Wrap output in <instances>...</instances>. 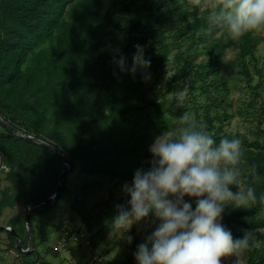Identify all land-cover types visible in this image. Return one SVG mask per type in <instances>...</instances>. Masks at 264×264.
I'll use <instances>...</instances> for the list:
<instances>
[{"label":"trees","instance_id":"obj_1","mask_svg":"<svg viewBox=\"0 0 264 264\" xmlns=\"http://www.w3.org/2000/svg\"><path fill=\"white\" fill-rule=\"evenodd\" d=\"M120 0H0V116L12 127L43 141H56L62 154L68 153L67 174L79 161L85 173L108 176L120 183L131 184L137 169L152 159L150 145L158 135L177 130L179 118L195 111L189 106H177L175 97L160 99L158 92L149 97L145 76L162 69L168 61L171 44L148 39V23L163 24L169 11V0H149L138 5L134 0L126 6L129 14L119 16ZM167 9V10H166ZM183 23V41L194 47L205 44L210 51L208 61L193 66L191 48L180 71L189 67L193 73L186 83L192 93L203 92L210 82L224 81L219 74V62L228 50L238 52L243 74L251 85L253 76L247 59H254L259 42L264 37L247 35L239 41L222 36L214 38L220 29L200 18L199 12L179 11ZM191 33V34H190ZM145 49L151 61L148 70L135 74L121 72L112 63L117 50L132 64L135 46ZM119 58V57H117ZM261 74V73H260ZM195 121L212 129L209 108L201 106ZM0 152L10 172L7 178L13 187L1 190L0 219L4 210L14 209L19 200V188L27 191L25 205L45 202L55 195L62 174V163L51 150L18 137L1 123ZM242 142L240 168H247L248 185L255 187L257 203L248 209H226L223 221L234 239L244 231L252 233V249L248 264H264V145L237 136ZM66 174V175H67ZM67 176L60 198L54 205H44L30 211L31 219L40 210L54 207L66 193ZM110 217V216H109ZM250 220V222H248ZM6 227L12 243L16 235L23 248H28L26 214L12 219ZM15 232L16 234H14ZM34 240V239H33ZM37 263H45L36 251ZM47 264H49L47 262Z\"/></svg>","mask_w":264,"mask_h":264},{"label":"clouds","instance_id":"obj_2","mask_svg":"<svg viewBox=\"0 0 264 264\" xmlns=\"http://www.w3.org/2000/svg\"><path fill=\"white\" fill-rule=\"evenodd\" d=\"M197 3L199 11L208 13V24L226 30L233 41L247 35L264 37V0ZM112 63L132 74L151 67L139 44L130 68L118 50ZM188 87L184 84L175 96L177 106L183 104ZM178 124L175 136L165 133L154 139L149 148L151 166L137 169L131 184L123 186L130 199L126 206H117L110 238L118 235L131 244L133 237L128 233L143 224L150 234L137 245L136 264H246L252 233L245 230L242 238L234 239L222 222L226 209H248L258 202L255 187H241L242 142L226 135L217 143L187 112ZM259 202L264 203V194Z\"/></svg>","mask_w":264,"mask_h":264},{"label":"rangeland","instance_id":"obj_3","mask_svg":"<svg viewBox=\"0 0 264 264\" xmlns=\"http://www.w3.org/2000/svg\"><path fill=\"white\" fill-rule=\"evenodd\" d=\"M133 1L120 0L116 9L117 15L122 17L133 15L129 14L126 8L132 5ZM136 1L138 5L149 2V0ZM168 9L169 11L163 18V24L150 22L147 26L149 40L172 45L165 66L153 72L150 80L145 81L146 88L149 89V97L154 98L155 93L160 92L162 100H171L190 80V74L193 73L191 67L185 75H181L180 71L186 65L187 53L191 48L193 50L190 58L194 59L193 66L208 61L210 58V51L204 49L205 44L194 47L191 40L183 41L188 36L183 35L181 28L193 18L190 17L188 22L183 23L178 17L179 11L199 12L200 18L207 19L208 13L199 11L197 0H169ZM223 32V30L217 31L214 38H219ZM259 37L261 36L255 35V38ZM247 66L253 76L251 85L248 84L243 74L238 52L228 50L219 62V74L224 77V81L210 82V86L206 87L203 92L192 93L188 90L181 105L182 107L189 106L190 109L195 108V111L191 113L194 120L195 112H201V106L209 108L213 122L212 129L206 131L216 139L217 143L223 136L227 135L231 138L239 135L246 137L250 142L259 141L264 145L263 42H259L255 58L247 59ZM197 124L200 125V123ZM2 132L3 129L0 127V133ZM165 133L173 137L176 130ZM47 141L60 146L56 141ZM65 155L69 159L68 153ZM151 160L144 161L145 170L151 166ZM75 165L74 172L66 175V193L63 198L54 207L40 210L32 220L34 250L31 255H21L8 233L0 232V264H38L36 257L32 256L35 251L45 258L46 264L47 262L49 264H136L134 252L137 245L143 243L146 236L150 234L144 230L143 224L133 226L128 233L133 237L131 244L118 235H113L111 238L109 235L117 206H126L130 199L122 191L127 183H120L108 176L89 175L85 173L79 161H76ZM67 169L71 170L68 164ZM9 172L10 168L5 161L0 171L1 190L13 187V181L7 178ZM248 174L247 168H241V187L248 186ZM232 190L237 189L233 187ZM18 191L19 200L16 207L4 210L3 225L0 224V226L6 227L12 219L25 213L27 191L23 188H19ZM222 222L224 224V221ZM224 226L226 227L225 224ZM64 227L73 232H85L92 244L70 246L65 250L61 249L60 252L55 251L54 248L58 245L60 233ZM246 264H248V254Z\"/></svg>","mask_w":264,"mask_h":264},{"label":"water","instance_id":"obj_4","mask_svg":"<svg viewBox=\"0 0 264 264\" xmlns=\"http://www.w3.org/2000/svg\"><path fill=\"white\" fill-rule=\"evenodd\" d=\"M0 123L6 128L8 129L10 132H12L13 134H15L18 137L24 138L28 141L34 142L42 147H45L51 151H53L58 158L60 159L61 163H62V174L61 177L59 179V183H58V188H57V192L55 193V195L53 197H51L50 199H48L45 202H40V203H35L30 205L29 207H27L25 214H26V225H27V229H28V248L25 250L22 246V242H21V238L16 235V249L17 251L23 255V256H27V255H31V253L34 250V242H33V237H34V231H33V224H32V219H31V215H30V211L36 208H40L44 205H53L61 196V192H62V186H63V182L66 178V174H67V160L64 154H62L60 152V150L53 144L43 141L35 136L26 134L20 130L15 129L14 127H12L8 122H6L2 116H0ZM0 157H1V163H0V171L1 169L4 167V156L2 155V153L0 152ZM7 227L4 226H0V232L6 230ZM14 234H16L15 232H13Z\"/></svg>","mask_w":264,"mask_h":264},{"label":"built area","instance_id":"obj_5","mask_svg":"<svg viewBox=\"0 0 264 264\" xmlns=\"http://www.w3.org/2000/svg\"><path fill=\"white\" fill-rule=\"evenodd\" d=\"M7 231H11L10 227H7ZM91 239L85 232L81 231H70L67 228H63L60 233V238L58 245L54 248L55 251L60 252V250H65L70 246H79V245H91Z\"/></svg>","mask_w":264,"mask_h":264},{"label":"crops","instance_id":"obj_6","mask_svg":"<svg viewBox=\"0 0 264 264\" xmlns=\"http://www.w3.org/2000/svg\"><path fill=\"white\" fill-rule=\"evenodd\" d=\"M4 215H5V213H4ZM0 221H1L0 224L3 225V217H2V219Z\"/></svg>","mask_w":264,"mask_h":264}]
</instances>
